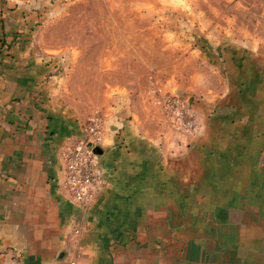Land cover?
<instances>
[{
  "label": "crops",
  "instance_id": "obj_1",
  "mask_svg": "<svg viewBox=\"0 0 264 264\" xmlns=\"http://www.w3.org/2000/svg\"><path fill=\"white\" fill-rule=\"evenodd\" d=\"M7 4L0 0V264H264V57L226 51L222 83L184 99L194 134L161 104L173 88L135 90L134 102L112 96L96 148L101 183L80 206L63 188L60 151L81 137L85 115L46 83L51 67L31 31L38 15Z\"/></svg>",
  "mask_w": 264,
  "mask_h": 264
},
{
  "label": "rangeland",
  "instance_id": "obj_2",
  "mask_svg": "<svg viewBox=\"0 0 264 264\" xmlns=\"http://www.w3.org/2000/svg\"><path fill=\"white\" fill-rule=\"evenodd\" d=\"M6 2L38 15L31 31L51 67L46 83L85 115L81 131L93 114L103 121L115 95L134 102L139 89L158 96L173 88L183 99L210 93L223 81L217 61L228 49L264 57V0Z\"/></svg>",
  "mask_w": 264,
  "mask_h": 264
},
{
  "label": "built area",
  "instance_id": "obj_3",
  "mask_svg": "<svg viewBox=\"0 0 264 264\" xmlns=\"http://www.w3.org/2000/svg\"><path fill=\"white\" fill-rule=\"evenodd\" d=\"M165 112L172 117L173 125L188 134H194L197 122L188 110L184 99L176 94L161 98ZM103 139L102 119L93 114L82 129V136L73 144L64 145L60 156L64 164L63 188L69 199L80 206L91 202L101 183L97 146Z\"/></svg>",
  "mask_w": 264,
  "mask_h": 264
},
{
  "label": "trees",
  "instance_id": "obj_4",
  "mask_svg": "<svg viewBox=\"0 0 264 264\" xmlns=\"http://www.w3.org/2000/svg\"><path fill=\"white\" fill-rule=\"evenodd\" d=\"M12 45V43H7V48H9Z\"/></svg>",
  "mask_w": 264,
  "mask_h": 264
},
{
  "label": "water",
  "instance_id": "obj_5",
  "mask_svg": "<svg viewBox=\"0 0 264 264\" xmlns=\"http://www.w3.org/2000/svg\"><path fill=\"white\" fill-rule=\"evenodd\" d=\"M187 104H189V103L187 102Z\"/></svg>",
  "mask_w": 264,
  "mask_h": 264
}]
</instances>
